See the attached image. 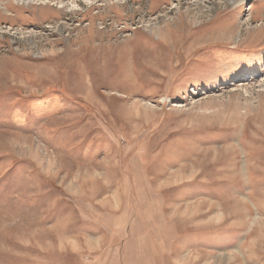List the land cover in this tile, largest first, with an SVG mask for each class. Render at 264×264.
<instances>
[{
  "label": "rangeland",
  "instance_id": "1",
  "mask_svg": "<svg viewBox=\"0 0 264 264\" xmlns=\"http://www.w3.org/2000/svg\"><path fill=\"white\" fill-rule=\"evenodd\" d=\"M0 264H264V0H0Z\"/></svg>",
  "mask_w": 264,
  "mask_h": 264
},
{
  "label": "bare ground",
  "instance_id": "2",
  "mask_svg": "<svg viewBox=\"0 0 264 264\" xmlns=\"http://www.w3.org/2000/svg\"><path fill=\"white\" fill-rule=\"evenodd\" d=\"M20 1H27V2H35V1H37V2H41L43 0H20ZM87 1L91 2V0H87Z\"/></svg>",
  "mask_w": 264,
  "mask_h": 264
}]
</instances>
